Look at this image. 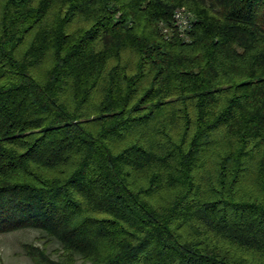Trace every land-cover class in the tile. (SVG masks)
Masks as SVG:
<instances>
[{
  "label": "trees",
  "instance_id": "1",
  "mask_svg": "<svg viewBox=\"0 0 264 264\" xmlns=\"http://www.w3.org/2000/svg\"><path fill=\"white\" fill-rule=\"evenodd\" d=\"M25 228L60 243L35 264H264V0H0V234Z\"/></svg>",
  "mask_w": 264,
  "mask_h": 264
},
{
  "label": "rangeland",
  "instance_id": "2",
  "mask_svg": "<svg viewBox=\"0 0 264 264\" xmlns=\"http://www.w3.org/2000/svg\"><path fill=\"white\" fill-rule=\"evenodd\" d=\"M26 243L45 247L53 258H58L60 243L56 239L48 240L41 230L25 228L0 234V263L35 264L25 251Z\"/></svg>",
  "mask_w": 264,
  "mask_h": 264
},
{
  "label": "built area",
  "instance_id": "3",
  "mask_svg": "<svg viewBox=\"0 0 264 264\" xmlns=\"http://www.w3.org/2000/svg\"><path fill=\"white\" fill-rule=\"evenodd\" d=\"M173 18L179 28L180 36L188 38V30L194 21L192 14L185 7H177L173 12ZM164 32L167 33V28H164Z\"/></svg>",
  "mask_w": 264,
  "mask_h": 264
}]
</instances>
